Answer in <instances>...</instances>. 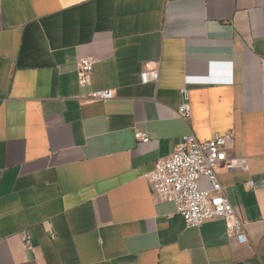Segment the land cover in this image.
<instances>
[{
    "label": "crops",
    "instance_id": "obj_1",
    "mask_svg": "<svg viewBox=\"0 0 264 264\" xmlns=\"http://www.w3.org/2000/svg\"><path fill=\"white\" fill-rule=\"evenodd\" d=\"M188 133L247 158L217 168L246 243L153 194ZM0 264H264V0H0Z\"/></svg>",
    "mask_w": 264,
    "mask_h": 264
},
{
    "label": "built area",
    "instance_id": "obj_2",
    "mask_svg": "<svg viewBox=\"0 0 264 264\" xmlns=\"http://www.w3.org/2000/svg\"><path fill=\"white\" fill-rule=\"evenodd\" d=\"M97 58L94 55L84 56L78 62V84L85 87L90 84L91 74ZM141 81L148 83L157 81L159 69L156 66L141 72ZM191 83H207L208 76L189 78ZM187 98L188 90H185ZM90 99L111 100L115 97V89L104 88L91 90ZM182 118L191 115V104L185 102L178 110ZM230 133H217L213 137L200 140L193 133L184 134L174 152L166 158L159 159L155 169L147 175L153 194L163 201H172L177 212L182 215L187 227H198L204 221L221 217L227 220V233L239 244L248 241L245 220L231 202L220 182L217 168L226 170L248 168L247 158L229 156L225 146ZM136 138L148 142L149 138L142 132H136ZM207 178L210 189H201V178ZM248 185L254 188V182ZM30 236H26V244L30 245Z\"/></svg>",
    "mask_w": 264,
    "mask_h": 264
}]
</instances>
